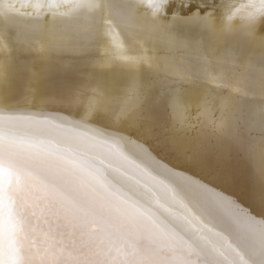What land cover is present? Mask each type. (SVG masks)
Masks as SVG:
<instances>
[{"label":"bare ground","instance_id":"bare-ground-1","mask_svg":"<svg viewBox=\"0 0 264 264\" xmlns=\"http://www.w3.org/2000/svg\"><path fill=\"white\" fill-rule=\"evenodd\" d=\"M0 108L87 119L217 229L264 219V0H0Z\"/></svg>","mask_w":264,"mask_h":264},{"label":"snow or ice","instance_id":"snow-or-ice-1","mask_svg":"<svg viewBox=\"0 0 264 264\" xmlns=\"http://www.w3.org/2000/svg\"><path fill=\"white\" fill-rule=\"evenodd\" d=\"M192 192L231 222H204L87 119L0 108V264H264V219Z\"/></svg>","mask_w":264,"mask_h":264}]
</instances>
